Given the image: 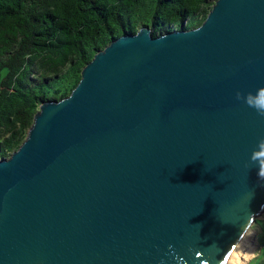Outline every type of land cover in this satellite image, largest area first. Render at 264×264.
I'll list each match as a JSON object with an SVG mask.
<instances>
[{
	"label": "water",
	"instance_id": "obj_1",
	"mask_svg": "<svg viewBox=\"0 0 264 264\" xmlns=\"http://www.w3.org/2000/svg\"><path fill=\"white\" fill-rule=\"evenodd\" d=\"M264 0L97 51L0 159V264H225L264 210Z\"/></svg>",
	"mask_w": 264,
	"mask_h": 264
},
{
	"label": "trees",
	"instance_id": "obj_2",
	"mask_svg": "<svg viewBox=\"0 0 264 264\" xmlns=\"http://www.w3.org/2000/svg\"><path fill=\"white\" fill-rule=\"evenodd\" d=\"M215 0H0V159L25 139L42 102L72 91L117 37L192 29Z\"/></svg>",
	"mask_w": 264,
	"mask_h": 264
},
{
	"label": "clouds",
	"instance_id": "obj_3",
	"mask_svg": "<svg viewBox=\"0 0 264 264\" xmlns=\"http://www.w3.org/2000/svg\"><path fill=\"white\" fill-rule=\"evenodd\" d=\"M236 98L243 99L248 107L254 109L258 115L264 116V87L258 88L255 94L249 92L246 96L237 92ZM250 161L258 163L257 176L264 179V139L259 141L258 150L252 152Z\"/></svg>",
	"mask_w": 264,
	"mask_h": 264
},
{
	"label": "rangeland",
	"instance_id": "obj_4",
	"mask_svg": "<svg viewBox=\"0 0 264 264\" xmlns=\"http://www.w3.org/2000/svg\"><path fill=\"white\" fill-rule=\"evenodd\" d=\"M245 235L255 245V250L254 254L243 264H264V210L257 215L256 221L251 223Z\"/></svg>",
	"mask_w": 264,
	"mask_h": 264
},
{
	"label": "bare ground",
	"instance_id": "obj_5",
	"mask_svg": "<svg viewBox=\"0 0 264 264\" xmlns=\"http://www.w3.org/2000/svg\"><path fill=\"white\" fill-rule=\"evenodd\" d=\"M247 232V230H246ZM241 237V239L237 242L238 244L235 245L230 252L229 256L227 257L226 264H243L247 261L253 254L255 250V245L251 243L248 237L245 235Z\"/></svg>",
	"mask_w": 264,
	"mask_h": 264
}]
</instances>
